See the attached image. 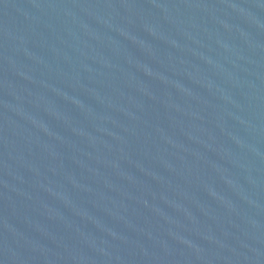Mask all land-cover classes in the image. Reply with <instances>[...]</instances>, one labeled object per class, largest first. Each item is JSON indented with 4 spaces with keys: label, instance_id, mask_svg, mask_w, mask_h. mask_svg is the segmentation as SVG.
I'll return each mask as SVG.
<instances>
[{
    "label": "water",
    "instance_id": "95a60500",
    "mask_svg": "<svg viewBox=\"0 0 264 264\" xmlns=\"http://www.w3.org/2000/svg\"><path fill=\"white\" fill-rule=\"evenodd\" d=\"M0 264H264V0H0Z\"/></svg>",
    "mask_w": 264,
    "mask_h": 264
}]
</instances>
